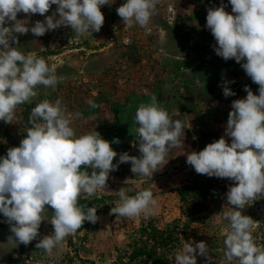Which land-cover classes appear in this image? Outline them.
<instances>
[{
	"label": "clouds",
	"instance_id": "obj_1",
	"mask_svg": "<svg viewBox=\"0 0 264 264\" xmlns=\"http://www.w3.org/2000/svg\"><path fill=\"white\" fill-rule=\"evenodd\" d=\"M160 0H125L116 9L124 25H139L150 31L152 17ZM221 0L219 7H209L206 28L215 40L214 51L225 61L234 59L251 81L258 85V95L245 85L246 97L233 100L225 133L200 151L186 153V163L197 174L228 178L233 183L226 193L227 210L224 257L227 264H264V246H258L252 234L254 220L242 214L249 201L264 196V0ZM52 5L56 10L51 15ZM109 0H0V121L13 124L18 105L38 96V86L55 90L59 79L44 57L25 54L19 49L17 34L31 32L40 37L61 26L69 27L79 37L99 32L105 17L101 7ZM25 14L18 19V14ZM34 14L44 16L30 26ZM16 45V46H13ZM235 81H232L234 83ZM227 81L222 85L225 97L234 96ZM196 84L205 87L199 80ZM90 107H98L92 100ZM60 99H45L31 109L26 135L19 146L10 147L0 157V214L9 224L15 242L27 246L39 237L45 211L50 206L53 231L38 240L36 247L53 256L65 238L75 234L85 221L96 223L97 209L79 204L81 194L92 197L107 187L109 173L119 164L130 163L131 172L152 178L168 162L167 153L181 145L184 125L173 120L155 95L141 103L135 113L139 156L119 154L96 130L77 135ZM225 137L231 138L229 143ZM195 139V137H193ZM162 165V167H161ZM91 168V173L87 171ZM119 200L110 209L116 218L154 214L158 201L150 189L128 195L121 187ZM58 255V252L56 253ZM197 255L212 264L204 241H184L175 253V264H197Z\"/></svg>",
	"mask_w": 264,
	"mask_h": 264
},
{
	"label": "rangeland",
	"instance_id": "obj_2",
	"mask_svg": "<svg viewBox=\"0 0 264 264\" xmlns=\"http://www.w3.org/2000/svg\"><path fill=\"white\" fill-rule=\"evenodd\" d=\"M124 2L109 0V5L102 6L104 24L99 32L87 37L78 38L64 26L40 37L31 32L17 34L19 49L25 54L32 52L44 57L55 69L59 82L55 90L38 86V96L18 105L13 124L0 121V157L7 154L8 148L19 146L31 126L28 124L31 109L45 99H60L70 119L82 113L71 125L79 136L90 127L93 114L100 112L99 103H95L98 105L95 108L83 106L87 97L98 102L111 87L140 86V90L150 92L154 81L168 78L185 82L191 94L186 103L194 126L190 142L171 148L166 156L168 162L161 165L162 169L151 179L140 175L131 183L107 184L92 197L81 194L79 204L95 207L98 220L94 224L85 221L81 229L65 238L60 249L53 250L51 257L36 247L40 238L53 231L49 223L53 215L50 206H46V221L41 223L39 237L27 246L15 242L9 224L0 214V224L4 226L0 227V264H175L176 251L189 240L204 241L208 245L212 264H227L223 241L228 221L223 219L222 213L227 210V206H223L233 182L228 178L197 174L186 163V153L198 152L223 136L232 101L246 97L245 85L257 95L259 86L234 59L225 61L212 55L216 54L215 40L206 28L207 9L219 7L221 0H160L150 31L139 25H124L116 12ZM223 3L228 5L225 10L230 13L228 0ZM55 10L56 5H52L45 15ZM24 18L25 14H18V19ZM37 20L43 21L44 16L32 15L30 26ZM231 63L234 64L232 73L236 75L231 76L232 70L224 69L227 73L221 83L229 82L228 87L235 95L225 97L222 87L211 85L209 93L217 92V95L212 100L202 99L206 88L198 86L196 81L201 84L211 81L201 71L205 64L220 67ZM225 138L231 142V138ZM122 170L120 167L118 172L121 174ZM121 187L128 195L150 189L158 201L154 214L132 218L110 215V209L119 200L116 191ZM242 214L254 220L252 234L257 245L264 246V196L249 201ZM146 244L147 252L137 250ZM205 260L206 257L197 255V264H205Z\"/></svg>",
	"mask_w": 264,
	"mask_h": 264
},
{
	"label": "crops",
	"instance_id": "obj_3",
	"mask_svg": "<svg viewBox=\"0 0 264 264\" xmlns=\"http://www.w3.org/2000/svg\"><path fill=\"white\" fill-rule=\"evenodd\" d=\"M208 64H205L206 66L201 71L210 78L208 80L213 82L210 81L208 84H205L206 89L202 97L204 100L215 98L217 92L215 95L210 94L209 92L212 91L209 89V86L222 87L221 82L226 77L225 73H227V69L232 70L230 72L231 76L236 75L235 72L234 75L232 73L234 69L233 63L230 66L222 64L220 67L216 64L214 66L211 64L208 66ZM185 87H188L185 82H176L168 78L162 81H154L150 92L140 90V86L130 89H113L111 87L105 91L101 100L98 99V102L91 99V97H87V102H84L83 106L87 105L90 108L88 101L92 100L94 103H99L100 112L95 115L93 114L94 120L90 123V127L87 128L86 133L96 130L105 140L110 142L114 139L119 140V143L111 144V147L118 153V156L114 158L115 163H118L119 154L124 152H127L131 156H139L138 147L134 146L137 143L135 135L136 128L138 127L134 121L135 113L141 103H149L151 96L155 95L159 104L166 108L170 117L183 123L185 136L182 135L180 137V142L183 145L189 144L191 128L194 126L191 123L192 114L190 107L186 104L191 94ZM180 88H182L181 92ZM120 167L123 168L121 174L118 172ZM87 170L90 174L91 168ZM137 177H140V175L131 172V164L123 163L119 164L115 171L109 173L107 184L131 183ZM2 226L3 224H0V227Z\"/></svg>",
	"mask_w": 264,
	"mask_h": 264
},
{
	"label": "trees",
	"instance_id": "obj_4",
	"mask_svg": "<svg viewBox=\"0 0 264 264\" xmlns=\"http://www.w3.org/2000/svg\"><path fill=\"white\" fill-rule=\"evenodd\" d=\"M147 247V244L146 245H142V247H139V248H137V250H144V251H146L147 252V250L145 249Z\"/></svg>",
	"mask_w": 264,
	"mask_h": 264
}]
</instances>
